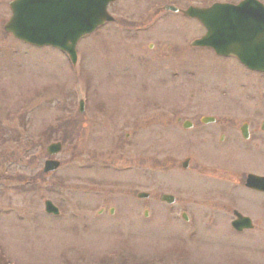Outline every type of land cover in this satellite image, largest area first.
Returning <instances> with one entry per match:
<instances>
[{"label": "rangeland", "instance_id": "rangeland-1", "mask_svg": "<svg viewBox=\"0 0 264 264\" xmlns=\"http://www.w3.org/2000/svg\"><path fill=\"white\" fill-rule=\"evenodd\" d=\"M10 1L0 0V264H264V225L233 231L228 208L251 196L230 177L258 163L194 161L199 141L177 121L249 104L264 74L188 48L205 28L162 8L237 0H117L116 21L80 42L77 65L7 33ZM63 137L61 167L43 173L47 146Z\"/></svg>", "mask_w": 264, "mask_h": 264}, {"label": "water", "instance_id": "water-1", "mask_svg": "<svg viewBox=\"0 0 264 264\" xmlns=\"http://www.w3.org/2000/svg\"><path fill=\"white\" fill-rule=\"evenodd\" d=\"M114 0H13L12 16L5 29L15 37L38 46L50 45L68 52L75 63L78 41L99 25L113 18L108 4ZM180 10L178 7H167ZM186 14L197 17L207 32L193 45L213 47L225 56L235 55L248 67L264 71V7L255 0L239 4L215 3L210 7H190ZM61 143L48 146L50 154L61 150ZM60 161L47 160L46 170L58 168ZM257 186L264 187V177L256 178ZM143 196V195H141ZM164 200L174 201L165 194ZM46 210L58 213L51 200H46ZM242 228L239 221L234 223Z\"/></svg>", "mask_w": 264, "mask_h": 264}, {"label": "flooded vegetation", "instance_id": "flooded-vegetation-1", "mask_svg": "<svg viewBox=\"0 0 264 264\" xmlns=\"http://www.w3.org/2000/svg\"><path fill=\"white\" fill-rule=\"evenodd\" d=\"M259 1L264 4V0ZM245 68L252 74H264L247 67ZM252 95L249 104L243 107L229 104L216 108L211 107V109H219V112L202 115H198V113L196 114L197 116H193L192 118H184L183 116L177 117V121L183 122V127L188 134L187 136L199 141L197 147L191 149L192 156L195 158L193 159L191 155H188L183 161L184 168L190 166L192 159L196 162L201 161L206 153H208L210 157H213L212 160L214 159V161H217L224 167L231 164L235 165L233 163L234 161L258 163L257 169L253 168L252 165L251 167L243 165V168H241L243 171L240 174H236L233 171L234 174L230 177V183L232 181L237 184L231 187L245 189L251 194V196L247 198L246 204L240 206L242 209L240 207H232V204H237V206H239L240 204L238 202L232 200L228 201V203H230L228 208H232L233 213V218L230 221L233 227L232 230L242 233L258 230L264 225V187H258L256 182L257 177H264V89L261 87L255 89ZM250 102H252V104H250ZM152 120L153 119H150L147 123V130L150 133L153 132L154 122ZM163 125L164 122L162 121L161 127ZM160 130L163 131V129ZM219 169L220 168H215L216 171ZM210 178L217 179L215 177ZM142 193H147L146 197L141 198L140 195ZM164 194L172 195L174 201H164ZM151 196L152 193L150 191L137 192V197L139 199H149ZM176 198L177 197L171 193H163L161 195V201H164L168 205L175 204ZM224 206L227 207L228 205L225 204ZM254 207L256 211H254ZM110 212H114V209H110ZM150 213V210L146 208L144 215L147 217ZM182 217L187 221L190 219L187 212H183ZM238 221L239 225L242 227L241 231L237 230L234 226V223ZM176 258L178 259L177 262L180 264V260H185L186 256L182 258L181 255V257L177 256Z\"/></svg>", "mask_w": 264, "mask_h": 264}]
</instances>
